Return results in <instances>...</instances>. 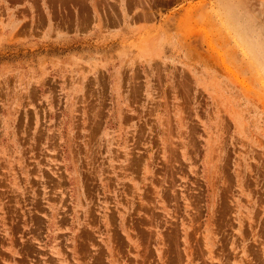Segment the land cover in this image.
Returning <instances> with one entry per match:
<instances>
[{
  "label": "rangeland",
  "instance_id": "rangeland-1",
  "mask_svg": "<svg viewBox=\"0 0 264 264\" xmlns=\"http://www.w3.org/2000/svg\"><path fill=\"white\" fill-rule=\"evenodd\" d=\"M0 264H264V0H0Z\"/></svg>",
  "mask_w": 264,
  "mask_h": 264
}]
</instances>
